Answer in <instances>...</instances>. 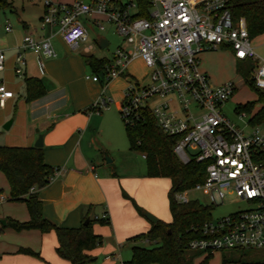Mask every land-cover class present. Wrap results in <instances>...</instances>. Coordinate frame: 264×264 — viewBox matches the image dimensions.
<instances>
[{
	"label": "built area",
	"instance_id": "1",
	"mask_svg": "<svg viewBox=\"0 0 264 264\" xmlns=\"http://www.w3.org/2000/svg\"><path fill=\"white\" fill-rule=\"evenodd\" d=\"M139 11L136 0H44L40 25L42 29L56 27L63 42L76 49L88 36L81 16L90 17L99 31L105 30L104 23L111 24L129 46L114 50L103 76L85 78L107 83L140 58L148 69L147 80L125 76L119 105L122 120L133 124L146 109L166 135L175 137L172 150L180 162H208L204 179L190 189L173 192V200L188 203V192L196 190L212 205L222 203L227 195L250 205L247 210L204 223L201 236L191 239L187 248L203 252L263 248L264 163L255 156L264 152V120L250 126L248 132L237 128L222 113V106L235 92L234 82L211 83L197 60L201 51L227 46L235 60L253 63V83L264 92V58L251 45L246 20L233 18L227 0H150L147 15L138 16ZM5 29L10 31L11 26ZM90 49V45L84 48L85 52ZM18 50L16 75L23 73L27 50L55 56L50 37L38 39L32 34L23 36ZM4 59L0 51V71ZM12 96L0 82V106ZM110 100L99 99L94 106L106 107ZM238 115L244 117L245 112ZM57 170L53 169L52 176ZM101 218L107 220L108 216L104 213Z\"/></svg>",
	"mask_w": 264,
	"mask_h": 264
},
{
	"label": "crops",
	"instance_id": "2",
	"mask_svg": "<svg viewBox=\"0 0 264 264\" xmlns=\"http://www.w3.org/2000/svg\"><path fill=\"white\" fill-rule=\"evenodd\" d=\"M55 1L70 3L73 0ZM9 7H13L11 3ZM13 10L16 9L13 7ZM43 13L44 3L40 21ZM17 16L20 17L18 13ZM84 17L87 32L88 29L94 32L96 27L90 17ZM5 27V24L0 27V51L5 56L0 82L13 92V96L0 106V144L34 146L41 134L44 161L53 169H58L46 186L34 189L42 203L44 217L59 226L76 228L86 219L100 218L106 213L108 222L92 224L93 232L100 235L102 241L89 251L96 258L90 264H124L131 257L134 244H148L145 240H129L150 229L152 222L144 216V212L165 223L171 221L170 211V219L161 214L163 205H167L169 210L168 188H171V181L167 177L147 176L145 157L141 152L145 168L137 166L135 153L138 151L130 148L119 116L117 113L100 114L102 107L99 106L96 107L98 110H91L103 94L98 95V91L90 89L96 88L97 82L103 89L115 82L123 85L120 98L115 101L119 109L126 86L125 76L146 81L147 75L140 79L130 73V62L121 76L107 83L91 79V88L88 89L80 76L87 67L90 68L88 57L83 62L77 55L56 46L55 38L61 44L63 42L56 33V27L42 29L23 18L10 31ZM25 34H32L38 39L50 37L55 56L45 57L27 50L23 73L16 75L15 56ZM105 41L104 47L108 44ZM141 63L144 65L142 60ZM28 77L38 78L46 91L44 96L30 102L24 98L25 78ZM91 112H99V115H92ZM249 120L245 127L235 126L248 132L250 126L255 125ZM5 125L7 128H4ZM105 134L109 139H104ZM110 147L117 155H124V163L118 160L116 154H109L108 161L104 160L103 153L108 152ZM0 197V220L11 218L23 222L29 219L24 202L9 200V185L1 171ZM5 223L0 222V264H71L56 253L58 242L53 231H16ZM21 249H29L37 256L25 254ZM190 251L195 255L203 252Z\"/></svg>",
	"mask_w": 264,
	"mask_h": 264
},
{
	"label": "trees",
	"instance_id": "3",
	"mask_svg": "<svg viewBox=\"0 0 264 264\" xmlns=\"http://www.w3.org/2000/svg\"><path fill=\"white\" fill-rule=\"evenodd\" d=\"M140 11L138 16H146L150 0H136ZM228 8L234 19L243 17L246 20L249 37L264 33V0H227ZM0 6L9 7L10 3L0 0ZM93 74L103 76L110 59L96 58L93 55L87 58ZM253 63L248 61L246 69L236 66L237 72L246 84L256 92L257 101L261 104L259 111L250 118L251 124L264 120V92L255 87L251 70ZM101 82L103 80L101 79ZM46 91L38 78H25V100L27 102L38 99ZM254 102L238 105L237 112L250 111ZM95 106L91 110H96ZM125 133L132 150L145 155L146 174L149 177H167L171 181L168 192L169 211L171 221L161 220L151 224L150 229L131 237V241L145 240L147 245L134 244L132 254L124 264H192L194 253H188L187 243L201 236L200 229L204 223L211 220V210L214 205H203L198 200L188 203H177L173 200V192L190 189L195 183L205 177L208 162H196L191 159L182 163L175 156L172 148L175 137L166 135L155 122L154 116L148 111L142 112L139 121L127 124L123 121ZM255 160L264 163V152H259ZM0 171L9 185V200L22 201L26 204L29 219L23 222L6 218L5 226L16 231L24 229H38L42 233L53 231L58 245L56 253L71 264H90L95 257L89 251L101 244L102 238L92 230L94 222H108V219H89L79 227L67 228L53 223L44 217L42 203L38 198V189L46 186L52 176L53 168L47 165L43 157L42 147L35 146H5L0 145ZM35 188V191H31ZM139 212H142L137 207ZM86 218V217H85ZM21 252L37 256L29 249ZM212 252L197 264H207ZM258 264L259 262H245L242 260L227 261L223 258L222 264Z\"/></svg>",
	"mask_w": 264,
	"mask_h": 264
},
{
	"label": "rangeland",
	"instance_id": "4",
	"mask_svg": "<svg viewBox=\"0 0 264 264\" xmlns=\"http://www.w3.org/2000/svg\"><path fill=\"white\" fill-rule=\"evenodd\" d=\"M8 3H11L12 6L16 9L13 10V7H3L0 6V27L5 25H10L14 28V25L18 22L19 19L23 18L27 20L30 24L40 28V16L43 12V3L44 0H5ZM55 1V0H54ZM71 1V0H66ZM20 16L18 18L17 16ZM85 17L81 16L80 19L88 27L85 22ZM105 30L99 31L95 28L94 32L88 29V38L86 41L79 42V45L76 49L69 48L64 42H59L60 40L55 38L54 43L56 46L65 48L66 52L72 55H77L81 61L85 62L86 57L93 55L96 58H108L111 59L113 56L114 50L118 46L128 47L129 45L123 41V39L115 32L114 27L111 24L104 23ZM1 30V28H0ZM105 38L108 41V44L105 47L99 46V39ZM59 40V41H58ZM251 45L255 49V52L262 58H264V33L260 35H255L250 38ZM91 46V49L88 52H85V46ZM63 52V49H62ZM197 60L199 61V69L205 73L209 81L215 85L223 84L227 81H233L235 84V92L231 98L224 103L222 106V113L236 126L245 127V124L248 122V119L252 118L261 108V104L257 101V94L253 91L242 78V76L237 72L236 66L246 69L248 61L234 60L232 51L227 46L218 47L213 50L201 51L197 54ZM130 73L134 74L137 78H142L147 75L148 69L141 63V60L134 59L131 61L128 66ZM86 75L92 76L93 73L90 68L80 75L84 84L91 88L90 83L91 79H86ZM123 85L118 82H115L110 85H106L103 89V86L97 82L96 88H91L90 91H98V95L103 94L100 99H113L112 102H108L107 107H102V112L105 113H117L119 119L123 124V120L120 114L119 109L116 106L115 101L120 98V93ZM160 99H156L158 101ZM254 102V105L250 111L245 112L244 117H239L235 112V107L238 105H244L246 103ZM196 112V110H195ZM244 112V111H241ZM92 115H99V112H91ZM124 125V124H123ZM104 139H109L108 135H103ZM123 139L126 138L123 134ZM3 145V144H0ZM113 147H110L109 151H104L103 156L104 160L108 161L110 158L109 154H116ZM114 151V152H113ZM123 154L118 153L117 158L121 163H124ZM136 164L144 166V161H142L141 153H135ZM170 188V187H169ZM168 188V190H170ZM188 198L191 200H198L203 205H209V198L202 192L196 190H190L188 192ZM250 208V205L245 201L241 200L234 195H227L222 203L216 204L211 210V218L216 219L231 213L244 211ZM162 217L170 219V214L167 205H163L162 208ZM188 253H191L190 250H187ZM207 256V252H202L199 255H195L192 259V264L200 263L204 257ZM196 258V259H195ZM226 259L227 261H237L242 260L245 262H262L264 261V247L263 248H249V249H233V250H224V251H214L211 256L208 258L207 264H222V260ZM196 261V262H195Z\"/></svg>",
	"mask_w": 264,
	"mask_h": 264
},
{
	"label": "water",
	"instance_id": "5",
	"mask_svg": "<svg viewBox=\"0 0 264 264\" xmlns=\"http://www.w3.org/2000/svg\"><path fill=\"white\" fill-rule=\"evenodd\" d=\"M105 42H106L105 39L101 38V39L99 40V45H100V47H104ZM8 123H9V122H8ZM4 128H7V125H5ZM34 146H35V147H41V146H42V135H41V134L38 136L37 140L35 141ZM143 214H144V216H145L150 222L154 223V222L157 221V218H156L154 215H152V214H150V213H148V212H144ZM0 222H1L2 224L5 223L4 220H0ZM87 222H88V219H86V220L84 221V224H86Z\"/></svg>",
	"mask_w": 264,
	"mask_h": 264
}]
</instances>
